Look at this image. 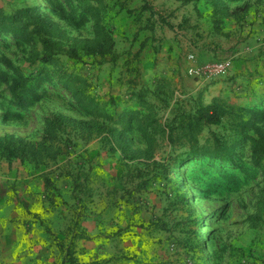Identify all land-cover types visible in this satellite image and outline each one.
<instances>
[{"label":"rangeland","instance_id":"1","mask_svg":"<svg viewBox=\"0 0 264 264\" xmlns=\"http://www.w3.org/2000/svg\"><path fill=\"white\" fill-rule=\"evenodd\" d=\"M101 1L115 58H64L92 81L96 97H113L120 110L133 108V88L147 86L148 98L163 116L171 114L177 99L200 96L203 103L223 98L248 117V109L264 96V0H224L230 14L225 17L214 14L210 0ZM145 1L151 10H140ZM32 4H40L71 35L93 36L90 19L71 25L53 14L45 0H0L8 12ZM32 50L30 43L0 34V136L14 133L36 140L44 116L52 111L82 117L55 79L36 84L39 96L17 108L12 86L34 83L32 74L40 65ZM189 54L199 65L229 61L230 67L223 76L194 77L187 72ZM159 76L166 78L159 80L166 92L155 96L151 89ZM227 126L224 119L203 136ZM133 136L134 146H142L140 133L135 130ZM238 156L237 168L231 163L222 168L244 177L242 167L251 164L249 143ZM90 175L94 194L88 201L74 178L86 183ZM218 175L213 163L187 155L184 147L168 145L154 158L127 160L99 137L75 139L46 162L0 157V193L19 210L22 227L29 232L35 223L33 231L49 244L46 264H264V227L252 228L247 221L255 210L260 177L248 174L239 190L228 192L211 183ZM156 221L159 227L151 225Z\"/></svg>","mask_w":264,"mask_h":264},{"label":"trees","instance_id":"2","mask_svg":"<svg viewBox=\"0 0 264 264\" xmlns=\"http://www.w3.org/2000/svg\"><path fill=\"white\" fill-rule=\"evenodd\" d=\"M51 12L74 26H79L90 19L93 36L71 35L49 13L41 10L40 4L20 6L11 12L0 7V34H11L16 41L32 45V59H39L40 65L32 74L34 83H23L21 87L12 86V94L18 109H24L30 97H38L35 85L44 80L61 85L74 100L80 110L81 118L52 111L44 116L43 131L36 140L8 133L0 136V157L11 161L15 158L34 163L56 159L71 147L75 139L91 140L99 137L111 152H120L127 160L154 158L155 153L168 145L184 147L187 155H194L215 165L219 175L211 183L228 192L239 190L248 174L260 177L258 193L253 213L247 216L252 228L264 227V96L258 97L255 105L248 110V117L237 113V108L225 99L214 97L203 103L200 96L176 100V107L170 115L163 116L152 100L148 98L147 86L133 88L131 96L137 105L133 108L118 109L113 97L103 100L92 92V81L81 72L69 66L64 58L80 59L89 55L114 56L113 32L103 22L104 5L101 0H45ZM187 3L191 0H180ZM214 14L228 16L229 10L224 0H210ZM152 7L145 1L140 10ZM153 14V10L151 14ZM38 42L42 44L41 52ZM144 40L140 42L135 55L143 50ZM2 61V60H0ZM10 65V62L7 61ZM164 76L156 78L158 83L151 89L155 96L166 92ZM155 80V81H156ZM167 83V82H166ZM263 103V104H262ZM262 104V105H261ZM224 119L228 126L225 131H211L206 137L203 131L212 125H219ZM140 133L137 141L142 146L133 144L134 131ZM249 143L251 164L242 167L244 177H240L232 168H222L225 163L235 165L239 159L238 151ZM235 168L238 165L233 166ZM74 183L86 195L88 201L94 194V178ZM188 202L186 198V203ZM159 227V221L151 224ZM191 231H189V236ZM182 247H186L182 244Z\"/></svg>","mask_w":264,"mask_h":264},{"label":"crops","instance_id":"3","mask_svg":"<svg viewBox=\"0 0 264 264\" xmlns=\"http://www.w3.org/2000/svg\"><path fill=\"white\" fill-rule=\"evenodd\" d=\"M201 79H198L200 82ZM20 212L6 194L0 193V264H46L51 260L35 223L28 232L18 221ZM40 238V239H39Z\"/></svg>","mask_w":264,"mask_h":264},{"label":"built area","instance_id":"4","mask_svg":"<svg viewBox=\"0 0 264 264\" xmlns=\"http://www.w3.org/2000/svg\"><path fill=\"white\" fill-rule=\"evenodd\" d=\"M187 58L191 62L187 66V72L194 77L223 76L227 74L230 67L229 61H216L199 65L194 62L195 56L193 54H189Z\"/></svg>","mask_w":264,"mask_h":264}]
</instances>
